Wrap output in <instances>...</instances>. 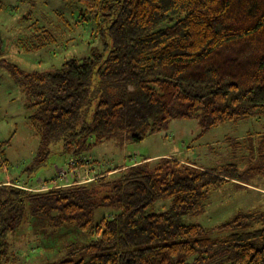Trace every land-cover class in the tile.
Masks as SVG:
<instances>
[{"label":"trees","instance_id":"obj_1","mask_svg":"<svg viewBox=\"0 0 264 264\" xmlns=\"http://www.w3.org/2000/svg\"><path fill=\"white\" fill-rule=\"evenodd\" d=\"M66 1L83 6L79 21L95 23L90 41L103 40L101 48L49 71L1 59L23 88L39 140L29 169L58 147L83 168L103 141L140 142L175 118L196 119L204 133L264 116V0ZM256 153L261 165L244 171L234 161L210 169L163 156L42 189L1 181L0 264L13 263L10 238L35 217L94 235L38 264H264V207L235 213L219 224L221 235L184 221L204 211L211 191L264 174V135ZM161 199L170 201L159 208Z\"/></svg>","mask_w":264,"mask_h":264},{"label":"rangeland","instance_id":"obj_2","mask_svg":"<svg viewBox=\"0 0 264 264\" xmlns=\"http://www.w3.org/2000/svg\"><path fill=\"white\" fill-rule=\"evenodd\" d=\"M81 9L80 3L66 0H0V140L14 133L10 144L3 148L4 153H0V182L16 181L22 186L28 181L32 183L31 188L42 189L91 177L99 171L128 165L132 160L151 154L174 156L210 169L233 161L241 171L250 163L261 165L256 148L259 136L264 135V116H254L221 123L204 133L196 119L175 118L164 130L140 142L119 137L103 141L85 153L91 164L83 169L59 147L51 151L42 166L29 169L38 154L39 140L27 121L31 110L27 107L23 88L2 65L1 59L12 61L26 71H49L59 67L68 57L82 58L93 45L101 48L103 40L90 41L95 23L93 25L88 19L79 21ZM245 181L248 183L240 185L230 181L211 191L204 211L187 216L184 221L199 223L215 236L222 234L219 224L235 213L263 208L264 174L249 176ZM169 201H157L158 207ZM14 236L10 238L14 250L10 260L14 261L9 264L56 260L65 256L71 246L82 245L94 237L72 223L48 227L38 217L31 218Z\"/></svg>","mask_w":264,"mask_h":264},{"label":"crops","instance_id":"obj_3","mask_svg":"<svg viewBox=\"0 0 264 264\" xmlns=\"http://www.w3.org/2000/svg\"><path fill=\"white\" fill-rule=\"evenodd\" d=\"M163 156H166L165 154H151V155H145L144 157H147V158H149V160H154V159H157V158H159V157H163ZM136 160H132L131 162H135ZM81 169H83V168H81ZM89 175V174H88ZM93 175H91V177H92ZM91 177L90 176H88L87 178H82V179H79L78 181L79 182H83V181H88V180H90L91 179ZM73 179V178H72ZM71 183V182H70ZM60 184H69V183H60Z\"/></svg>","mask_w":264,"mask_h":264}]
</instances>
